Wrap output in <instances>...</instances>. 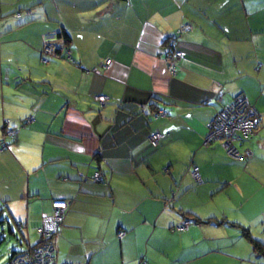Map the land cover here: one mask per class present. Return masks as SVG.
Returning <instances> with one entry per match:
<instances>
[{"label": "crops", "instance_id": "1", "mask_svg": "<svg viewBox=\"0 0 264 264\" xmlns=\"http://www.w3.org/2000/svg\"><path fill=\"white\" fill-rule=\"evenodd\" d=\"M62 28L75 63L42 53ZM239 93L261 118L264 0H0V124L17 130L0 126V202L32 245L67 201L55 264H264L244 235L264 245V119L235 141L243 161L205 143Z\"/></svg>", "mask_w": 264, "mask_h": 264}, {"label": "built area", "instance_id": "2", "mask_svg": "<svg viewBox=\"0 0 264 264\" xmlns=\"http://www.w3.org/2000/svg\"><path fill=\"white\" fill-rule=\"evenodd\" d=\"M53 36L45 35L44 42H49ZM53 39V38H52ZM58 49L57 47H55ZM66 55V60L73 63L70 57V52L68 50L64 51ZM53 55L59 57L57 52H54ZM181 57V52L172 51L165 58L168 71L171 75L176 73L175 63ZM113 62L111 59H106L104 63H101L100 67H94L93 72L100 74L101 71L109 70ZM106 96L104 95H94L93 100L103 104L106 101ZM159 114L166 115V112L163 110L159 111ZM255 116V110L251 107L247 98L239 93L234 96L232 102L223 107L219 112H216L213 119L208 124V134L205 138V143L212 141H221L222 146L227 151L229 155L234 158L241 159V155L236 150L233 145V141L237 139V133H240L243 136L253 135L255 125L257 123V117ZM8 120H4V124H7ZM13 131L10 135H13ZM162 134L159 131H153L149 137L148 142L157 146L159 140L161 139ZM4 146V145H3ZM6 147V146H5ZM191 173L193 177H198V169L193 166ZM101 177L100 172H95L93 178L99 180ZM67 207V202L64 199H54L51 201V213L44 215L38 227V239L36 241L37 245L28 252H16L13 255H10L8 260L4 264H54L53 249L51 245L52 237L57 233L58 224L62 219L64 210ZM190 224L189 221H181L177 226V230L186 229Z\"/></svg>", "mask_w": 264, "mask_h": 264}, {"label": "rangeland", "instance_id": "3", "mask_svg": "<svg viewBox=\"0 0 264 264\" xmlns=\"http://www.w3.org/2000/svg\"><path fill=\"white\" fill-rule=\"evenodd\" d=\"M47 35L53 36L52 38L54 39V34H47ZM52 38L50 39L49 42L43 41L44 45H43L42 53L56 57L55 55H53V53L57 51L58 54L59 50L62 49L64 44L58 47L54 44L55 41ZM55 47H57L58 49H56ZM11 51L18 52L19 49L18 47H14L11 49ZM104 61H102V63H104ZM260 115H261V119H264V114H260ZM254 118L256 119V117ZM4 120H8V119L1 120L2 124ZM2 124H0L1 127ZM5 125L7 126V124ZM6 126H3L4 131L7 135H10L14 131V129L10 126L6 128ZM17 224L18 223L11 214H9L5 209L0 208V264H4L8 260L10 255L25 250V247H27L26 243L27 242L30 243L29 240L27 241L28 238L26 237L25 229L23 227L22 228L18 227ZM32 237H33L32 240L35 243L38 239L37 234L33 235Z\"/></svg>", "mask_w": 264, "mask_h": 264}, {"label": "trees", "instance_id": "4", "mask_svg": "<svg viewBox=\"0 0 264 264\" xmlns=\"http://www.w3.org/2000/svg\"><path fill=\"white\" fill-rule=\"evenodd\" d=\"M180 31H182V30H180ZM179 33L180 32H178V33H175V35L174 36H169L168 38H167V40H165V42L167 43V45H168V50H167V52H166V54H165V58H166V56H168V54H170L172 51H174V50H176V51H179L178 49H177V46H176V39L175 38H177L178 37V35H179ZM47 34H54V33H46V34H44L43 35V40H44V36L45 35H47ZM54 38L55 39H57V38H60L63 42H64V46H65V48H62L61 50H59V57H61V58H65L66 59V55H65V53H64V51L65 50H68L69 51V48L65 45V44H67V42H69V36H68V33L66 32V31H64V29L62 28L58 33H56V34H54ZM57 52V51H56ZM180 52V51H179ZM181 56H182V53H181ZM164 58V59H165ZM180 59H181V57H180ZM179 59V60H180ZM71 60L74 62V60L71 58ZM179 60L178 61H176V65H175V68H176V71H177V64H178V62H179ZM75 63V62H74ZM251 105V104H250ZM251 107L254 109V107L251 105ZM160 110H163V109H156V110H154L153 111V116H155V117H157V116H166L167 115V112H166V115H161V114H159V111ZM255 110V109H254ZM164 111V110H163ZM255 116L257 117V123H256V125H255V129H254V133H255V130H256V128H257V125L259 124V121H260V117H259V115H258V113L256 112V110H255ZM3 126H6L5 124H4V122H3ZM8 126H9V120H8V123H7V126H6V128H8ZM14 129V131H15V134H13V135H9V136H11V137H15V135H16V132H17V130L15 129V128H13ZM254 133H253V135H254ZM253 135H250V136H243V135H241L240 133H237V135H236V137H237V139H235V141H239V140H243V139H245V138H248V137H251V136H253ZM235 141H233V145L235 146V148H236V150L239 152V154L242 156L241 157V159H237V158H235V159H237V160H239V161H243L244 159H245V154L243 153V152H241V151H239L238 150V148L236 147V145H235ZM212 142H219L221 145H222V143H221V141L219 140V141H212ZM4 145V146H3ZM6 146V147H5ZM5 149H7V143H6V141L4 140V139H2V140H0V152L1 151H4ZM234 158V157H233ZM100 179H101V177H100ZM99 179V180H100ZM67 202V201H66ZM0 208H2V209H7L6 208V206L5 205H3V204H1V202H0ZM67 208V207H66ZM8 210V209H7ZM6 210V211H7ZM66 210V209H65ZM10 214V213H9ZM63 214H64V212H63ZM62 218H63V215H62ZM16 220V222L18 223L17 225H19L18 227H20V228H22L21 227V223H20V221H18V219H15ZM181 221H189L190 222V224L187 226V228L191 225V224H194V223H198V221H193V220H189V219H185V218H183V219H181ZM61 222H62V219H61V221L59 222V224H58V229H59V226H60V224H61ZM178 224H176V225H174V227H173V229L174 230H177L176 229V226H177ZM186 228V229H187ZM184 230V229H183ZM178 231H180V230H178ZM244 235L251 241V243H252V248H253V250H254V252L256 253V254H261V255H264V245L259 241V240H257V239H255V238H253L252 236H250L249 234H247V232H245L244 231ZM37 236H38V232H37ZM55 236V235H54ZM54 236L52 237V239H51V245H52V249H53V256H54V264H55V248H54V240H53V238H54ZM28 243V242H27ZM37 245V243L35 242L34 244H32V245H30L29 243H28V246L25 248V250H23V251H25V252H28V251H31L32 249H34V247ZM23 251H19V252H23Z\"/></svg>", "mask_w": 264, "mask_h": 264}]
</instances>
